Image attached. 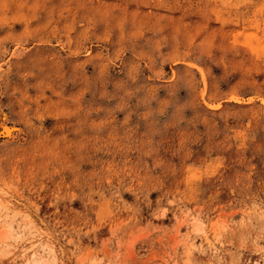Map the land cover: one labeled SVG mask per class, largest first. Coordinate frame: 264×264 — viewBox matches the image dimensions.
<instances>
[{"label": "rangeland", "instance_id": "obj_1", "mask_svg": "<svg viewBox=\"0 0 264 264\" xmlns=\"http://www.w3.org/2000/svg\"><path fill=\"white\" fill-rule=\"evenodd\" d=\"M0 264H264V0H0Z\"/></svg>", "mask_w": 264, "mask_h": 264}, {"label": "bare ground", "instance_id": "obj_2", "mask_svg": "<svg viewBox=\"0 0 264 264\" xmlns=\"http://www.w3.org/2000/svg\"><path fill=\"white\" fill-rule=\"evenodd\" d=\"M7 118V115L2 112L0 120V137L5 138V141L11 140L16 130L18 131L16 127L9 126V124L7 123Z\"/></svg>", "mask_w": 264, "mask_h": 264}]
</instances>
